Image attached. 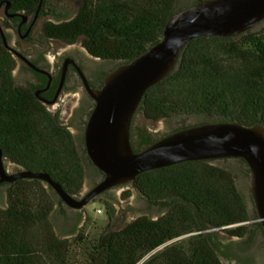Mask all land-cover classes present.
<instances>
[{"label":"trees","instance_id":"16d2710c","mask_svg":"<svg viewBox=\"0 0 264 264\" xmlns=\"http://www.w3.org/2000/svg\"><path fill=\"white\" fill-rule=\"evenodd\" d=\"M64 1L0 0V9L9 6L12 13H37L41 19L52 15L59 20L63 14L55 5ZM72 1L78 4L76 15L60 24L44 23L41 34L66 44L80 41L91 56L113 62L116 68L160 42L168 19L200 0H182L186 3L182 7L181 0ZM12 68L0 35V146L25 170L47 174L76 197L85 161L73 136L33 102L29 90L13 86ZM137 116L150 122L195 120L158 139L139 128V151L197 125L228 122L264 127V29L189 43L174 71L146 91L133 122ZM235 174L249 180L242 159L186 162L143 173L132 185L164 214L156 220L141 216L120 230L109 223L101 235L87 240L59 239L49 221L54 201L45 184L18 180L8 186L6 208L0 209V264H75L73 247L82 251V264L233 262L230 248L252 251L258 240L264 245L263 229L254 207L248 209L237 189ZM104 208L111 221L112 205L105 202ZM222 235L238 244H225ZM185 237L187 241L179 243ZM236 264H255L254 255Z\"/></svg>","mask_w":264,"mask_h":264},{"label":"water","instance_id":"95a60500","mask_svg":"<svg viewBox=\"0 0 264 264\" xmlns=\"http://www.w3.org/2000/svg\"><path fill=\"white\" fill-rule=\"evenodd\" d=\"M264 22V0H200L167 21L160 42L130 62L109 72L100 89L81 81L94 101L86 122L84 144L91 164L102 180L82 198L75 199L47 174L25 171L7 175L0 153V184L40 180L69 208L81 210L101 194L132 184L143 173L186 162L242 159L249 171V196L264 232V127L217 122L192 126L133 152L130 127L146 91L175 69L185 47L201 37L230 38ZM3 45L8 48L0 27ZM41 72V71H38ZM44 73V72H42Z\"/></svg>","mask_w":264,"mask_h":264},{"label":"flooded vegetation","instance_id":"af4514ba","mask_svg":"<svg viewBox=\"0 0 264 264\" xmlns=\"http://www.w3.org/2000/svg\"><path fill=\"white\" fill-rule=\"evenodd\" d=\"M61 14H63V18L59 20L50 15L53 19L58 21V23L54 24H60L70 20L67 19V14ZM40 21H42V19L38 17L37 13L34 15L24 12L12 13L9 11V6L0 9V22L3 25V27H0L3 30L8 48L12 50L11 52L5 48L11 54L13 60V68L10 72L13 86L15 88L29 90L32 94L33 102L55 118L60 126L65 127L69 132L71 129L77 131V135L75 136L72 135L71 132L70 133L77 146L79 156L85 161L84 172L85 168H87V171L92 170L97 173V169L91 164L86 155L84 144L86 122L95 104L83 87L80 72L83 74L89 87L100 89L103 86L105 76L111 72L115 66L106 72L97 70L98 62H103L104 60L91 56L86 50L87 57L85 59L93 65L92 68L88 70L66 51H63L58 59L50 61L46 56V52L41 51L43 47L42 44L33 39L35 29ZM10 34L16 37V41L11 45L8 43V36H10ZM39 40L44 41V43L56 42L55 40L46 39L43 34H41ZM14 68L17 70L16 76L13 75ZM69 110L70 113L68 114ZM65 115L67 116V122L63 124L64 122L61 120V116ZM139 128L140 127L135 126V122L132 120L130 127V143L133 152L136 153L140 150L137 144ZM0 153L2 166L7 175H17L25 171L27 172L21 165L12 160L10 151L5 149L3 145L0 146ZM102 178L103 176H101V180ZM10 184L12 183H2L0 184V189L5 188L7 192V188ZM80 198L82 197H79V199ZM58 205L61 210L66 209L80 217L81 210L69 208L61 202L59 198Z\"/></svg>","mask_w":264,"mask_h":264},{"label":"rangeland","instance_id":"374dc122","mask_svg":"<svg viewBox=\"0 0 264 264\" xmlns=\"http://www.w3.org/2000/svg\"><path fill=\"white\" fill-rule=\"evenodd\" d=\"M185 4L186 3L181 0V2H179V7H182ZM55 6L58 12L68 15L67 19L73 18L76 15L78 9V4L72 0H65L60 5ZM46 22L58 23V21L53 19L50 15L42 19V21L38 23L35 29V35L33 36V39L42 44L43 47L41 51L46 52L47 58L50 61L58 59L61 53H63V51H66L70 55L75 57V59H77L87 70L91 69L93 65H91V63L85 59L87 57V53L80 41H77L73 44H65L57 41L52 43H44V41L39 40V38L41 37V26ZM256 28L257 30H263L264 22H262ZM15 41L16 37L10 34V36H8L9 45H11ZM98 63L99 64L97 65V70H100L102 72L110 70L115 65L113 62L108 61H100ZM13 75H17L16 68H14ZM69 113L70 110L68 111V114ZM61 120L64 122L63 124H65L67 122V116H61ZM194 123L195 120L193 118H186L184 120L173 119L169 121L161 120L158 122H150L144 120L141 116H137L135 126L142 128V130L146 132L152 139H158L182 125ZM70 132L74 136L77 135V131L74 129H71ZM219 164L221 166H226V163L224 162H221ZM234 178L237 189L243 196L248 209L251 211L253 209V205L249 196L248 179L241 174H235ZM100 181L101 176L98 173L92 170L87 171V168H85L82 187L79 194L74 198L79 199V197H83ZM44 188L47 189L49 195L54 201V206L49 216V221L52 225L55 235L59 239L74 240L78 236H82V239L84 238L86 240L93 239L101 235V233L109 223H111L114 230H120L127 224L131 223L141 216H146L150 220H156L164 214L163 210H160L156 206L150 205L146 198L132 184L119 186L101 195L100 197H97L83 209H81L80 217H78L77 214L67 211L66 209L61 210L59 208L58 198L56 197V195L46 185H44ZM105 202L111 204L114 209L111 221H109L107 212L104 208ZM5 208L6 189L2 188L0 189V209ZM97 211H99V213ZM222 237L225 244H230L232 246L238 244V241L235 239L228 238L224 235H222ZM179 241V243L183 244L187 241V239L185 237L181 238ZM163 248L164 247H162L158 251L162 250ZM254 248L255 249L252 251H241L236 248H230L233 262L224 259H220V262L221 264H236L237 262L242 263L244 260L249 258L250 255H254L255 264H264V245H262L258 240L254 245ZM72 249L75 256V264H82V251L76 247H73Z\"/></svg>","mask_w":264,"mask_h":264},{"label":"built area","instance_id":"2783aa9c","mask_svg":"<svg viewBox=\"0 0 264 264\" xmlns=\"http://www.w3.org/2000/svg\"><path fill=\"white\" fill-rule=\"evenodd\" d=\"M99 213V211H97Z\"/></svg>","mask_w":264,"mask_h":264}]
</instances>
